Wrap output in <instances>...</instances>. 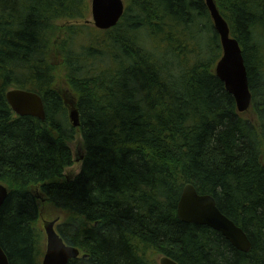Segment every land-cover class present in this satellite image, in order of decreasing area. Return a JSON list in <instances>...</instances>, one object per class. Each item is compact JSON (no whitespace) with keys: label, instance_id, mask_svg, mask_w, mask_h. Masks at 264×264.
Segmentation results:
<instances>
[{"label":"trees","instance_id":"obj_1","mask_svg":"<svg viewBox=\"0 0 264 264\" xmlns=\"http://www.w3.org/2000/svg\"><path fill=\"white\" fill-rule=\"evenodd\" d=\"M216 2L244 50L251 117L216 75L223 49L205 0H129L105 31L86 22L91 0H0V246L10 264H42L44 205L80 250L69 264H264V0ZM11 90L41 96L46 119L17 115ZM77 137L85 155L69 179ZM188 184L245 231L248 253L180 221Z\"/></svg>","mask_w":264,"mask_h":264},{"label":"water","instance_id":"obj_2","mask_svg":"<svg viewBox=\"0 0 264 264\" xmlns=\"http://www.w3.org/2000/svg\"><path fill=\"white\" fill-rule=\"evenodd\" d=\"M220 36L223 49L215 72L225 84L226 90L235 98L237 109L245 113L252 106L253 96L250 90L248 71L244 50L240 42L232 37L227 20L221 14L215 0H205ZM126 5L123 0H91V17L94 26L99 30H110L116 27L123 18ZM90 23V22H89ZM12 110L21 117L31 116L40 120L46 119L45 106L41 96L25 90H11L6 95ZM70 119L79 127V113L74 103H70ZM9 196L8 188L0 183V218L2 207ZM178 218L186 224L206 226L220 233L236 249L248 253L252 244L245 231L225 216L211 195H200L192 184L185 186L178 204ZM59 220L45 224L46 251L42 264H69L80 256V250L65 243L56 229ZM0 264H10L9 258L0 246ZM160 264H179L169 257H162Z\"/></svg>","mask_w":264,"mask_h":264},{"label":"rangeland","instance_id":"obj_3","mask_svg":"<svg viewBox=\"0 0 264 264\" xmlns=\"http://www.w3.org/2000/svg\"><path fill=\"white\" fill-rule=\"evenodd\" d=\"M123 1L126 5L129 0H123ZM215 2H216V0H215ZM216 4H217V2H216ZM86 22H90L91 26H94V24L92 23L93 20L91 17V12H90V17ZM57 79L59 80L58 85L60 87L64 88L65 84L63 82H64L65 78L63 75L62 66L58 67ZM66 97H67V99H70L68 96H66ZM251 108H252V106H251ZM251 108L242 114L246 117L253 116ZM69 112H70V105H69ZM70 149H71V153H72L73 164H72V166H70L69 168L66 169L65 176L68 177L69 179H73L74 177H76L80 173L82 161H83L84 155H85V148H84V145H83L80 137H77V139H75L73 142L70 143ZM43 207L44 208L42 211V220H40V223H39V227L42 229H44L45 224L47 222H52V221L60 218V216L57 217L58 215H60V213L56 212L53 208L49 207L48 205H44ZM46 242L47 241H46V235H45V242H44L45 245H46Z\"/></svg>","mask_w":264,"mask_h":264}]
</instances>
